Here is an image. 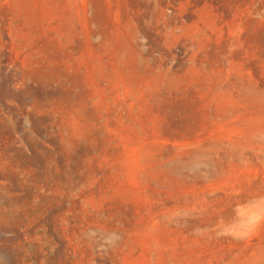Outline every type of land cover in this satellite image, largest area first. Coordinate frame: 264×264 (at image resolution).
<instances>
[{"label":"rangeland","instance_id":"obj_1","mask_svg":"<svg viewBox=\"0 0 264 264\" xmlns=\"http://www.w3.org/2000/svg\"><path fill=\"white\" fill-rule=\"evenodd\" d=\"M31 1L0 0V264H264V0Z\"/></svg>","mask_w":264,"mask_h":264},{"label":"bare ground","instance_id":"obj_2","mask_svg":"<svg viewBox=\"0 0 264 264\" xmlns=\"http://www.w3.org/2000/svg\"><path fill=\"white\" fill-rule=\"evenodd\" d=\"M54 1L55 0H40V2L45 6L52 4ZM13 2L19 3L24 7V9L33 12L31 0H13ZM111 42L113 46L119 49H122V47L126 44L124 39L119 34L114 35L111 39ZM127 56V54H123L122 56H120L118 64L112 72L115 78H129V76H131V74L133 73V65L130 60H128ZM99 67L101 69V72L108 71L107 67L102 63ZM127 87L131 90L130 92H133L134 94L139 91L138 89L135 90V87L131 84H129ZM145 99L146 98H142V100H139V104L142 106V108L146 107ZM144 108L138 112L136 111L137 116H139L140 118L145 117ZM106 138L109 139L108 136H106ZM122 144L123 146H116L112 149L113 154L116 156V162L113 164V168L115 171L120 172L119 175H114L115 177L112 186L114 192L119 196L124 198H131L138 194V174H140L141 172L153 170L150 162L152 161V158L147 149L144 147L140 146L130 148V146L125 145L124 143ZM145 239V233L141 232L140 230L137 231L134 235V241L136 242H142ZM159 257L160 252L156 253V258Z\"/></svg>","mask_w":264,"mask_h":264}]
</instances>
